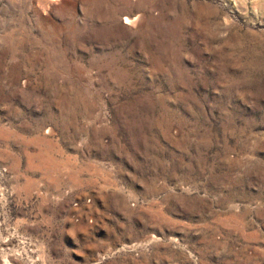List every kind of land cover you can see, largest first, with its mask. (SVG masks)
Wrapping results in <instances>:
<instances>
[{"label": "rangeland", "instance_id": "rangeland-1", "mask_svg": "<svg viewBox=\"0 0 264 264\" xmlns=\"http://www.w3.org/2000/svg\"><path fill=\"white\" fill-rule=\"evenodd\" d=\"M0 264H264V0H0Z\"/></svg>", "mask_w": 264, "mask_h": 264}]
</instances>
